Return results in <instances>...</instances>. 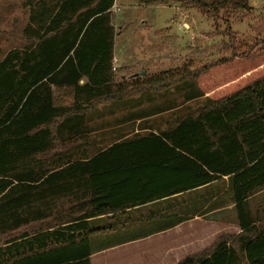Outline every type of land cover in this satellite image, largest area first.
Wrapping results in <instances>:
<instances>
[{
	"label": "trees",
	"instance_id": "trees-1",
	"mask_svg": "<svg viewBox=\"0 0 264 264\" xmlns=\"http://www.w3.org/2000/svg\"><path fill=\"white\" fill-rule=\"evenodd\" d=\"M114 1L26 0L22 45L0 55V264H90L89 238L112 228L89 229V219L222 177L241 232L218 235L177 264H264V221L257 224L248 208L264 189V42L239 54L245 44L230 39V57L122 80L131 73L113 70ZM136 1L186 5L215 24L251 14L247 0ZM173 88L203 104L161 133L85 155L84 163L74 159L72 141L87 109ZM148 154L153 160L144 161Z\"/></svg>",
	"mask_w": 264,
	"mask_h": 264
},
{
	"label": "rangeland",
	"instance_id": "rangeland-1",
	"mask_svg": "<svg viewBox=\"0 0 264 264\" xmlns=\"http://www.w3.org/2000/svg\"><path fill=\"white\" fill-rule=\"evenodd\" d=\"M25 3L26 0H0L1 57L22 45V31L28 19ZM115 3V11L112 12L115 66L116 69L129 68L131 75L139 74L136 77L138 82L153 76L152 72L154 76H158L168 71L181 70L185 66L198 69L220 58L230 57V39H233L232 44L236 47L240 43L245 44L239 54L252 49L256 43L264 42V0H247L251 9L249 17L229 24L223 21L215 24L212 19L195 9L175 2H169L166 6L149 7L139 5L136 0H116ZM183 24L187 26L186 29L182 27ZM142 72L145 74L141 75ZM190 90H197L194 84H191ZM261 192L263 191L257 194ZM257 194L253 195L256 197ZM171 202L162 203L156 211L157 206L145 211L154 216L155 213L159 215L154 219L148 217L144 221L135 220L123 227L113 223L100 224L99 228L112 230L94 240L95 249L131 242L115 250L95 254L90 258V264H175L177 260H182L183 258H175L173 253H169V249L175 247L177 240L183 239L186 226L181 227L182 231L165 230L171 229L172 224L179 221L176 220L178 215L186 216V209H194L198 204L194 201L193 194L183 196L175 205ZM252 203V207H255L263 204V201L254 199ZM59 205L68 207L63 202ZM52 221L49 219L45 223ZM220 232H217L211 245L218 235L230 239L238 235L233 228ZM134 239L138 240L132 242Z\"/></svg>",
	"mask_w": 264,
	"mask_h": 264
},
{
	"label": "crops",
	"instance_id": "crops-1",
	"mask_svg": "<svg viewBox=\"0 0 264 264\" xmlns=\"http://www.w3.org/2000/svg\"><path fill=\"white\" fill-rule=\"evenodd\" d=\"M115 1L111 10L112 12H114L116 6ZM25 9H27V14L29 15V8L26 7ZM182 27L185 28L187 26L183 24ZM133 75L122 78V80L135 79L132 77ZM152 75L155 74L152 72ZM188 96L187 90L179 91L172 89L161 93L142 92L134 94L121 102H109L87 109L84 112L85 116L78 129L79 134L72 141L74 159L84 163L85 155L87 157H94L98 153L124 141L135 137H143L149 133L158 134L168 130L174 120L197 110L203 104V97L197 100H187ZM59 141H64V135H59ZM145 157L144 161L147 158L149 160H153L154 158L153 154H148ZM80 158L83 159L78 160ZM260 191L263 192L261 194L255 193L257 196L253 195L255 198L251 196L248 200L249 211L257 224L264 221V189ZM224 193H227V195L224 196ZM191 194L194 195V201L198 205L194 204V209L191 207L186 209L188 211L186 216H182L184 214L178 215L176 220L179 221L172 224L171 229L165 230L166 232L182 231L181 227L186 226L183 239L177 240L175 247L169 249V253H173L175 258L182 259L205 250L211 245L217 232L226 231L230 228L235 230L236 235L241 232L238 227L232 191L227 177H222L210 185L195 190L155 200L154 202L136 206L122 212H116L115 214L89 219L88 226L89 229L95 230L99 229V225L102 223H113L115 226L123 227L135 220L144 221L148 217L154 219L155 217H159V215L155 213L154 216L147 212L146 214L145 211L157 206L156 211L162 203L168 201H172L171 203L175 205L183 196H191ZM254 199L263 201V204L252 207ZM62 202L64 203L61 200L57 205L62 204ZM209 231L216 232V234H210ZM100 235L102 234L93 235L89 238L92 251L90 258L99 252L115 250L131 242H122L95 249L93 242ZM137 240L134 239L132 242H136ZM181 251L185 254L183 255ZM179 261L177 260L175 264Z\"/></svg>",
	"mask_w": 264,
	"mask_h": 264
},
{
	"label": "built area",
	"instance_id": "built-area-1",
	"mask_svg": "<svg viewBox=\"0 0 264 264\" xmlns=\"http://www.w3.org/2000/svg\"><path fill=\"white\" fill-rule=\"evenodd\" d=\"M114 11H115V9H114ZM115 64H116V61H115V59H114V61H113V70H115V69H116V66H115Z\"/></svg>",
	"mask_w": 264,
	"mask_h": 264
},
{
	"label": "water",
	"instance_id": "water-1",
	"mask_svg": "<svg viewBox=\"0 0 264 264\" xmlns=\"http://www.w3.org/2000/svg\"><path fill=\"white\" fill-rule=\"evenodd\" d=\"M144 74H145L144 72L141 73V75H144ZM138 75H139V74H134L132 77H133V78H136V77H138Z\"/></svg>",
	"mask_w": 264,
	"mask_h": 264
}]
</instances>
